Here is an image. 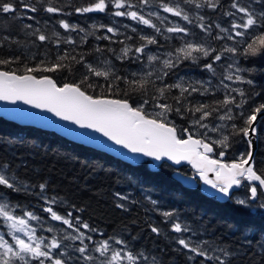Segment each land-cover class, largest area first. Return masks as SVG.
<instances>
[{
    "label": "trees",
    "instance_id": "trees-1",
    "mask_svg": "<svg viewBox=\"0 0 264 264\" xmlns=\"http://www.w3.org/2000/svg\"><path fill=\"white\" fill-rule=\"evenodd\" d=\"M171 1L181 2L186 9L204 16L206 21L190 18L188 24L195 29L194 22L207 24L208 28L214 20H223L241 0H218L212 4L205 0H0V70L50 77L60 87L76 85L91 97L126 101L146 117L164 123V119L149 112L161 110L165 120L171 121L166 123L176 129L182 140L196 137L191 126L194 122H217L222 111L231 105L230 125L225 129L222 145L206 140L215 148L213 158L224 156L227 163L248 159V130L254 117L264 110V15L258 20V30L234 48L245 81L241 93H232L231 100L222 92L203 93L178 81L179 74L187 68H203L207 63L204 59H188L185 65L170 68L161 76H149L138 72L133 60L115 58L126 43L135 48L161 43L163 47L178 49L179 39L168 33L164 37L159 23L145 26V30L141 29L144 32L127 28L121 34L98 31L96 26L66 31L60 25L68 21L88 26L93 18L88 11L101 3L107 9L105 14L98 13L100 21L114 13L113 6L118 2L128 12L131 4L160 9ZM251 2L264 6V0ZM24 13L57 24L58 30L72 32L76 39L54 36L46 27L35 29L33 36L29 31L4 30L5 18ZM33 42L35 47L29 48ZM100 56L113 59V67L98 65L96 59ZM257 133L254 170L264 179V117ZM151 163L145 157L133 165L53 131L0 117V168L12 177L9 183L0 180V197L16 207L18 213L29 209L46 217L49 210L56 211L84 223L96 236L124 238L133 245V253L153 255L157 264H264V213L259 214V209L253 213L233 197L251 196L253 183L243 181L231 198L220 202L204 195L200 187L182 186L173 177L175 168L168 162L163 161L156 169ZM256 189L257 198L264 201V192L258 186ZM125 192L128 199H124ZM143 192L203 227L214 245L232 254L223 260L202 255L192 258L190 252L177 246L174 234Z\"/></svg>",
    "mask_w": 264,
    "mask_h": 264
},
{
    "label": "rangeland",
    "instance_id": "rangeland-1",
    "mask_svg": "<svg viewBox=\"0 0 264 264\" xmlns=\"http://www.w3.org/2000/svg\"><path fill=\"white\" fill-rule=\"evenodd\" d=\"M205 1L212 4L218 0ZM113 7H116L114 13L105 15L107 18H103L102 21L97 15L105 14L107 5L101 3L100 6L93 7L88 11V14L93 16L88 26L68 21H63L60 25L66 31H80L96 26L98 31L105 29L104 31H110L111 34H121L126 33L127 28L144 32L142 30L146 29L145 26L153 25L154 22L159 23L164 28V31H160L164 37L168 33L179 39L178 49L163 47L161 43L159 45L149 43L143 48H135L133 44L126 43L115 58L133 60L138 64L137 71L149 76H161L170 68H176L183 63L185 65V60L188 59L197 61L204 59L207 63L203 68H187L179 74L178 81L192 90L203 93L222 92L227 100H231V95L235 91L241 93L239 90L245 77L234 48L258 30V20L264 15V6L261 2L238 1L229 9L223 20H214L208 28L207 24L194 22L195 29L188 24L191 22L190 18L199 21L206 19L199 12L186 9L178 1H171L160 9L131 4L128 12L123 10L122 2L115 3ZM5 20L6 32L29 31L33 36L36 31H41L40 27H46L54 36L76 39L72 32L60 31L57 24L41 20L39 16L31 13L9 15ZM69 28L71 29L68 30ZM69 34L72 35L68 36ZM34 47L33 42L29 48ZM96 63L105 68L113 67V59L110 57L100 56ZM230 106L222 111L217 122L210 123L205 122L206 120L194 122L191 125L194 136L208 139L214 145H222L225 129L230 125L229 120L232 116ZM149 112L154 117L164 119V123L171 122L165 120V112L161 110ZM249 118L252 119V117L246 119ZM246 161L247 159H243L235 162L243 164ZM191 169L197 174L192 167ZM0 180L8 183L12 181V177L4 168H0ZM239 180L241 184L246 180L251 182L245 177ZM125 194L124 199H128V192ZM145 196L174 234L173 239L177 246L190 252L192 258L202 255L223 260L232 254L222 246L214 245L203 227L188 222L183 214L176 213L178 212L176 209L168 208L161 201ZM233 197L246 207L259 209V214L264 213V201L259 200L257 195L254 203L251 202L252 196L239 194ZM16 209L0 197V264H157L158 260L153 255L142 252L138 256L133 253V245L124 238L96 236L97 233L89 230L84 223L56 211L49 210L47 216L43 217L29 209H24L22 213H18Z\"/></svg>",
    "mask_w": 264,
    "mask_h": 264
},
{
    "label": "water",
    "instance_id": "water-1",
    "mask_svg": "<svg viewBox=\"0 0 264 264\" xmlns=\"http://www.w3.org/2000/svg\"><path fill=\"white\" fill-rule=\"evenodd\" d=\"M0 117L20 125L53 131L133 165L145 157L152 161L153 169L163 161L168 162L176 168L173 174L176 181L189 189H196L199 184L195 177L178 170L185 163L198 171L199 159L205 158L215 163L213 169L217 175L226 170L238 171L229 173V176L223 173L228 177L224 195L219 194L224 184L216 177L209 185L208 181L201 183V192L208 197L216 196L220 202H226L233 196L240 184L239 179L243 177L255 185L251 190L252 203L256 201L257 186L264 192V179L254 170L257 127L264 117V110L250 124L248 141L251 153L243 164H227L223 160L211 159L209 156L214 151L212 144H201L195 137L180 140L173 126L146 117L126 101L91 97L76 85L60 87L50 77L38 78L0 70ZM186 144H191L194 155L186 152ZM200 148H203V153H200ZM252 211L255 213L256 209Z\"/></svg>",
    "mask_w": 264,
    "mask_h": 264
},
{
    "label": "bare ground",
    "instance_id": "bare-ground-1",
    "mask_svg": "<svg viewBox=\"0 0 264 264\" xmlns=\"http://www.w3.org/2000/svg\"><path fill=\"white\" fill-rule=\"evenodd\" d=\"M148 130H152V128H149ZM147 140L151 144V138L148 137ZM184 148H186V152L188 154L194 155L191 144H186V147H184ZM197 164L200 166V167L198 166L199 170L196 171V172H198L197 175H199L201 177V179L199 178L200 182L203 184H206L205 181H208L209 183H207V184L209 185L213 181L214 177H216L219 182H222L224 184V186H222L223 191H219V194L224 195L226 190H227V184L225 183V180L228 179V177L225 176L224 174L228 175L229 173H233L235 171L226 170L223 172L224 174L220 173L219 175H217L213 169L215 166V163L211 162L210 160L205 159V158H200L199 162ZM235 173H238V171H236ZM220 198L223 199V197H220Z\"/></svg>",
    "mask_w": 264,
    "mask_h": 264
},
{
    "label": "flooded vegetation",
    "instance_id": "flooded-vegetation-1",
    "mask_svg": "<svg viewBox=\"0 0 264 264\" xmlns=\"http://www.w3.org/2000/svg\"><path fill=\"white\" fill-rule=\"evenodd\" d=\"M201 142L202 143H204V142H207V140L206 139H201ZM215 152V148H214V151H213V153ZM200 153H202V151H200ZM212 153V154H213ZM212 154L210 155V158L212 159L213 157H212ZM214 160H216V158H214ZM185 169V172H188V173H184V175H189V176H193V177H195L196 179H197V181H198V183H199V185H198V187H200V191H201V182H200V180L198 179V176H197V174H198V172H197V174L196 173H194L193 172V170L191 169V166L190 165H188V164H183L181 167H180V169ZM197 187V188H198ZM216 197V196H215ZM166 206V205H165ZM167 207V206H166ZM249 208V207H248ZM172 209H175V208H172ZM251 209V211L254 209V208H250ZM177 214H182V213H180V212H176ZM254 213V212H253ZM184 215V214H183ZM182 216V215H181ZM184 218L188 221V222H191V221H189L188 220V218H186V216L184 215Z\"/></svg>",
    "mask_w": 264,
    "mask_h": 264
}]
</instances>
